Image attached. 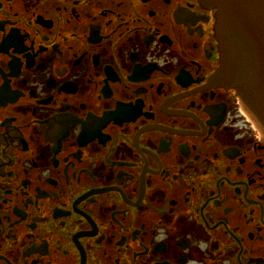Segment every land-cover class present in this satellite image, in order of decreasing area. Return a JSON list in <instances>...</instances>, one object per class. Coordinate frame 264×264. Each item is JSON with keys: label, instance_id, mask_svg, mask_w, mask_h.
<instances>
[{"label": "flooded vegetation", "instance_id": "flooded-vegetation-1", "mask_svg": "<svg viewBox=\"0 0 264 264\" xmlns=\"http://www.w3.org/2000/svg\"><path fill=\"white\" fill-rule=\"evenodd\" d=\"M203 0H0V264H264V135Z\"/></svg>", "mask_w": 264, "mask_h": 264}, {"label": "water", "instance_id": "water-1", "mask_svg": "<svg viewBox=\"0 0 264 264\" xmlns=\"http://www.w3.org/2000/svg\"><path fill=\"white\" fill-rule=\"evenodd\" d=\"M216 9L218 77L236 87L264 131V0H203Z\"/></svg>", "mask_w": 264, "mask_h": 264}, {"label": "bare ground", "instance_id": "bare-ground-1", "mask_svg": "<svg viewBox=\"0 0 264 264\" xmlns=\"http://www.w3.org/2000/svg\"><path fill=\"white\" fill-rule=\"evenodd\" d=\"M248 112V111H247ZM249 114V113H248ZM250 115V114H249ZM251 116V115H250ZM257 123H258V121H257ZM259 124V123H258ZM260 125V124H259Z\"/></svg>", "mask_w": 264, "mask_h": 264}]
</instances>
